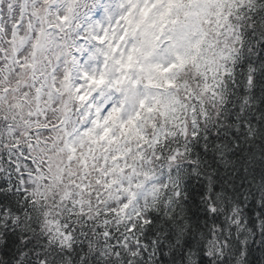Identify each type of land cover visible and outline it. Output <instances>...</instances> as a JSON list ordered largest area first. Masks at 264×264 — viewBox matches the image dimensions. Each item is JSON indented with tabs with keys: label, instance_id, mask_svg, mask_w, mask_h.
Instances as JSON below:
<instances>
[{
	"label": "clouds",
	"instance_id": "clouds-1",
	"mask_svg": "<svg viewBox=\"0 0 264 264\" xmlns=\"http://www.w3.org/2000/svg\"><path fill=\"white\" fill-rule=\"evenodd\" d=\"M0 264H264V0H0Z\"/></svg>",
	"mask_w": 264,
	"mask_h": 264
}]
</instances>
